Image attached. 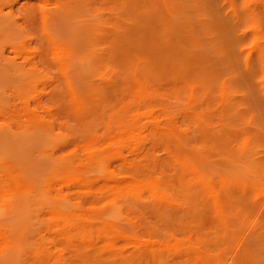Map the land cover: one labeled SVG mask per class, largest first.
I'll return each instance as SVG.
<instances>
[{"label": "rangeland", "instance_id": "rangeland-1", "mask_svg": "<svg viewBox=\"0 0 264 264\" xmlns=\"http://www.w3.org/2000/svg\"><path fill=\"white\" fill-rule=\"evenodd\" d=\"M17 2L26 5L28 1L0 0L5 11ZM228 2L30 0L33 17L16 12L18 24L10 20L12 26L5 23L6 20L0 23V55L15 59L18 64L16 67L5 65L0 56V173L7 177V168L11 172L14 170L9 172L12 175L16 170V174L19 172V176L24 177L23 181H27V185L18 186L19 191L12 184L13 176L8 175L13 180L4 177L5 181L12 182V192L8 190L10 183L7 182L8 186L5 184L6 190H3L4 183L0 184V242L4 238L8 244L0 243L3 245L0 247L1 264H37L36 258L39 259L38 264L42 259L46 264L45 255L47 261H51L47 264H264V185L258 183L260 151L264 149V137L259 131L264 128V100L255 86L257 80H252V74L247 75L238 69L239 61L236 65L237 62L232 61L233 54L228 52L235 49L231 46L232 36L235 38L233 26L236 24L232 19L235 12L243 21H240L242 28L239 25L238 28L243 32L246 30L248 36L243 44L245 50L254 52L255 45L263 41L264 0H234L229 2L233 7ZM229 13L232 15L228 18ZM255 17L262 19V23L259 19L257 21L260 27L255 24ZM181 26L187 33L180 32ZM206 28L210 37H207ZM261 32L263 35L259 34ZM181 36L187 40L185 48L188 49L189 61L187 59L186 62L198 59L195 58L198 49L194 48L206 47L204 52L201 51L209 55L207 69L219 70L215 75L220 77L221 73L225 82L229 80V86L220 87L224 81L220 82L221 77L217 76L219 86L211 79V86L206 84L202 88L203 85L198 84L202 86L198 88L196 70L193 77L192 67L190 69L192 64L182 65ZM197 39H201L203 44ZM60 47H67V55H59L57 49ZM202 52L197 54L202 56ZM206 57H202L203 62ZM21 63L32 78L23 80L27 74L21 71L22 75L17 70ZM80 100L84 106L87 101L89 104V107L85 106L86 111V108L81 111L82 114L79 113ZM27 111H32L30 116L33 119L29 121L31 117ZM126 121L134 122L135 128L140 126L132 128L138 136L135 143H138L117 144L113 141L115 144H110L109 141L107 144L111 135L120 134L117 126L114 128L115 123L118 122L119 129L122 124L127 128L130 123L126 124ZM113 129L116 130L114 133ZM96 140L100 143H95ZM101 143L104 144L99 145ZM127 146H137V149L129 150ZM64 161L66 165L74 162L71 165L77 171L84 168L85 171L79 173L86 174L87 178L97 175L95 184L102 193H93L95 186L92 191L91 188H88L89 192L86 189V194L92 192L95 196L92 193L84 195L82 191L77 193L76 189L70 192L65 184L67 172L63 179L60 172ZM86 162H89V167ZM189 165H194L197 175L207 183L198 182L196 173L192 175L198 180L194 178L193 181L188 171L194 169H187ZM132 166L139 169L136 170L138 174L132 175L135 171ZM108 169L111 170L108 172ZM130 169L134 170L133 173ZM145 171L149 176L144 174ZM139 174H144L142 178H153L156 185L163 177V184L160 183L163 188L159 185L158 189L166 190L169 198L162 194L165 198L160 196L158 199L161 192L157 188L154 189L156 198L152 197L154 192L150 194V191L142 190L139 192L144 198L137 192L138 197L134 193L133 197L123 195L124 201L120 199L121 195L113 199L114 195L110 197L109 192L100 190L102 182L110 176L118 180L141 179V176L137 177ZM48 185L54 188L50 189ZM259 185H263V189ZM14 190L23 192V196ZM220 190L226 195L223 192L219 197ZM62 192L64 197H61L66 201L60 197ZM146 192L151 197L148 195L145 199ZM11 194L16 196L12 198ZM20 195L22 200L18 198ZM223 196L227 198L224 206L221 203L226 201ZM89 197L97 201L93 204ZM130 197L134 198L133 201ZM139 197H142L140 201H134ZM57 200L59 204L53 203ZM75 200L80 201L84 209H90V213L101 217L93 219L83 208L80 210ZM16 201L19 204L23 202L19 205L15 204ZM142 201L143 204L148 202L147 205H141ZM60 204L62 206H58ZM68 206L71 209L67 210ZM222 206L227 209V214ZM87 215L92 219H87L90 218ZM80 221H83V226L85 222V226L94 224L95 229L99 227L101 230L98 228L93 236L91 231L94 228L89 227V234L88 229L82 227L83 235ZM105 225L107 228L103 231ZM66 227L72 237L70 233L67 237ZM114 233H119V237L114 239ZM128 240L136 242L135 246L142 240L143 243L151 240L146 246L149 250L146 252L143 245L135 249ZM90 242L91 247L88 246ZM151 243L155 245L151 246ZM138 249H145L146 253Z\"/></svg>", "mask_w": 264, "mask_h": 264}, {"label": "bare ground", "instance_id": "bare-ground-1", "mask_svg": "<svg viewBox=\"0 0 264 264\" xmlns=\"http://www.w3.org/2000/svg\"><path fill=\"white\" fill-rule=\"evenodd\" d=\"M27 1L29 2L30 0H27ZM226 1H227V0H226ZM232 1L234 2V0H229V2H232ZM28 2H27L26 5H20V3H18V2H17L16 4L13 3L14 5H13V4H11V5H9V4H5V5H9V7L6 6V7H8L7 9L9 10V11L6 10L7 12H6L5 10H3L4 8H3L2 4H0V20H1L0 23H1L3 20H6L5 23H6V22L10 23V22L8 21V20H10V21L13 22V24L16 23V22H17V24H18L20 21L17 20L16 17H18V13H19V12L22 13L23 15H24V14H26L27 16H28V15H31V17H33V15H32V14H33V8H32L33 6H32V7L29 6V3H28ZM229 2H228V3H229ZM229 4H230V3H229ZM229 4H228V5H229ZM230 5H231V7H233V3L230 4ZM2 8H3V9H2ZM233 11H234V10H233ZM233 11L231 10V12H233ZM5 12H6V13H5ZM16 12H18V13H16ZM231 12H230V13H231ZM234 12H235V11H234ZM230 13H229V16H227L228 18L231 17V15H232V14L230 15ZM16 14H17V16H16ZM22 14H21V15H22ZM19 15H20V14H19ZM23 15H22V16H23ZM22 16H21V17H22ZM41 16L43 17L42 13H41ZM21 17H20V18H21ZM23 17H24V16H23ZM23 17H22V18H23ZM240 17H241V16H239V14H238V13L236 14V12H235V13H234V17L232 18L233 21L235 22V23L233 22L234 25H235V24H236V25L233 26V27H234L233 30H234V37H235V38H233V36H232V40H231V43H232V44H231V43H230V44H231V46L234 47L235 49L233 50V48H231V49L229 48L232 52H231V51H228V52H229V55L233 54V55H231V56L234 57V58L232 57V58H233L232 61H234V62L236 61V62H237V63L235 62L236 65L238 64V61H239V64H241V66H240L239 64H238L239 66L237 65V67H239L238 69H240V70H241V69L244 70L243 72L246 73V74L248 73L247 75H249V74L251 75V74H252L251 77L253 76V77H252L253 79H252V78H251V79H252V80H257V81L254 82V83H256L255 86H256V88L259 90V92H260V94H261V97H262V99L264 100V38H263L264 35H263V33H262L263 31H262L261 33H259V34H262V35H263V36L261 35L262 38H263V41H260V42H259V40H258L259 43H258L257 45H255V47H256V48H254L255 50L250 49V50H252V51H254V52H251V51L248 52L247 50H245V48H244V46H243L244 41H246V39H247L246 37H248V36H247V34L245 33L246 30H245V32H243L242 29H241V28H242V25H243V24H242L243 21H241V18H240ZM20 18H19V19H20ZM255 18H257V17H255ZM225 19H226V18H225ZM230 19H231V18H230ZM232 19H231V21H232ZM258 19L260 20V18H257L255 24L257 23ZM263 19H264V18H263ZM18 21H19V22H18ZM236 21H237V22H236ZM240 21H241L242 23H241ZM261 21H262V19L260 20V22H261ZM2 23H3V22H2ZM8 23H7V24H8ZM233 23H232V24H233ZM261 23H262V22H261ZM263 23H264V21H263ZM263 23L261 24L262 26H264ZM240 24H242V25H240ZM259 24H260V23L258 22L257 25L259 26ZM10 25H11V23H10ZM204 25L206 26V24L203 23V26H204ZM238 25H239L241 28H240V27L238 28ZM0 26H1V24H0ZM2 26H4V25H2ZM8 26H9V25H8ZM11 26H12V25H11ZM13 26H14V25H13ZM15 26H16V25H15ZM236 26H237V29H235ZM5 27H6V26H5ZM259 27H260V26H259ZM7 28L9 29V27H7ZM7 28H6V29H7ZM261 28H263V27H261ZM0 29H1V28H0ZM181 29H182V30H181ZM183 29L185 30L184 26H183V27L181 26V28H180V32H181V33H184V32L187 33V32L184 31ZM206 29H207V28H206ZM206 29H204V30H206ZM4 30H5V29H4ZM207 30H208V29H207ZM236 30H237V31H236ZM263 30H264V29H263ZM1 31H2V30H1ZM1 31H0V32H1ZM5 31H6V30H5ZM235 32H236V33H235ZM205 33H206V32H205ZM206 34H207V37H210V36H209V35H210L209 30L207 31ZM235 34H237V35H235ZM196 36H197V35H196ZM197 38H198V37H197ZM245 38H246V39H245ZM193 39H194V38H193ZM201 39H202V38H201ZM201 39H199L200 41H199L198 39H197V40H198L200 43H202V42H201V41H202ZM208 39H209V38H208ZM234 39H235V40H234ZM179 40H180V42H179V47H180V50H181V61H182V65L185 67V63H187L186 61H187V59H188V58H187L188 55H186L187 52H188V49L185 48V42L187 43V40L184 41L185 39L183 38V36H181ZM233 40H234V41H233ZM261 40H262V39H261ZM195 41H196V38H195ZM208 41H209V40H208ZM200 43H199V45H200ZM233 43H234L235 46L233 45ZM202 44H203V43H202ZM202 44H201V47L203 46ZM204 44H205V43H204ZM64 45H65V44H64ZM193 45H194V44H193ZM58 46H60V45H58ZM62 46H63V45H62ZM231 46H229V47H231ZM54 47H55L54 49L57 48L56 46H54ZM194 47H195V45H194ZM194 47H193V48H194ZM203 48L205 49L206 47H203ZM203 48H200V50H199V46H198V48H194V49H196V50L198 49V50H197V53H199V51H200V53H201V52L203 51ZM66 49H67V47H65L64 49H63V47H60L59 49H57V51H59V55L63 56V54L66 52ZM201 49H202V51H201ZM64 50H65V51H64ZM60 51H61L62 53H61ZM203 52H204V51H203ZM203 52H202V53H203ZM233 52H234V53H233ZM60 53H61V54H60ZM197 53H196V54H197ZM200 53H199V54H200ZM56 54H57V52H56ZM196 54H195V58H198V59H193V62H188L187 65H188L189 63L192 64V66H190V69H191V67H192V70H193V71H191V72H192V74H193V77H195V76H194V73H195L194 70H196V75H197V76H196V79H197V82H198L197 85H198V84L203 85V87H202V86H201V87L204 88V86L206 87V84H209V85H210V84H211V81L213 80V82H214V83H217V85L219 86L218 81H217V80H218V79H217V76H218V75H215V71H216V70L212 71V69H211L212 67H208V69H210V71H211V73H210V71L207 69V66H208L207 63H209V61H210L209 58H208L209 55L207 56L208 53H203V54H201L202 56H199L198 54H197V55H196ZM226 54H227V53H226ZM65 55H67V54L65 53ZM185 55H186V57H185ZM205 55H206L207 57H206ZM229 55H227V56H228V59L230 58V62H232V61H231V57H230ZM0 56H1V55H0ZM5 56H6V55H5ZM5 56H4V54H2V56H1V60L4 61L3 63H4L5 65L10 64V65H13V66H15V67L18 65V64H17V61H15V59H11V58L8 59V58H6ZM57 56H58V55H57ZM196 56H198V57H196ZM199 57L201 58V60H199ZM202 57H206L205 59L203 58V59L206 61V63H205V61L203 62ZM194 60H195V61H194ZM208 60H209V61H208ZM188 61H189V59H188ZM207 61H208V62H207ZM241 61H243V62H241ZM195 62H196V63H195ZM240 62H241V63H240ZM23 63H25V62H23ZM203 63H205L204 66H203ZM199 64H200V65H199ZM10 65H9V66H10ZM19 65H20V63H19ZM187 65H186V67H187ZM194 65L196 66V68H195ZM205 65H206V66H205ZM21 66H22L23 68H22ZM21 66H18V67H19L20 69L22 68V70H20V69H17V70H19L20 73H22V72L24 73V72H25V74H27V75H25V79H23V80H26V79H30V78H32V76H31L29 73L26 72V69L24 68V67H25L24 64L21 63ZM188 66H189V65H188ZM197 66H198V68H197ZM15 67H12V68H15ZM193 67H194V69H193ZM240 67H242V68H240ZM23 69H25V71H23ZM184 69H185V68H184ZM14 70H15V69H14ZM188 70H189V67H188ZM242 70H241V71H242ZM15 71H16V70H15ZM21 71H22V72H21ZM27 71H28V70H27ZM189 71H190V70H189ZM193 72H194V73H193ZM218 72H219V70L216 71V74H218ZM16 73H17V71H16ZM23 73H22V75H24ZM213 73H214V74H213ZM17 74H19V72H18ZM211 74H213L214 76H213V75L211 76ZM19 75H20V74H19ZM219 75H220L221 78H223V77L221 76V73H219ZM17 77H18V76H17ZM17 77H16V78H17ZM20 77H22V76H20ZM218 77H219V76H218ZM220 77H219V78H220ZM22 78H24V77H22ZM221 78H220V82H221V81H224V82H223V83H220V84H222V86H220V87H222V88L225 87V88H226L227 85L229 84V83H228L229 80H228L227 82H225V78H223V80H222ZM208 79H209L210 81H209ZM211 79H212V80H211ZM193 80H195V79L193 78ZM21 81H22V80H21ZM204 81H205V82H204ZM206 81H207V82H206ZM24 82H25V81H24ZM213 82H212V83H213ZM230 82H231V80H230ZM214 83H213V84H214ZM200 85H198V88H201ZM209 85H208V86H209ZM210 86H211V85H210ZM210 86H209V87H210ZM228 86H229V85H228ZM216 87H217V86H216ZM82 99H84V98H81V100H82ZM81 100H80L79 102H81ZM86 101H87V100H86ZM82 104H83V105H82ZM81 106H82V108H81ZM85 106L89 107L88 101L86 102V105H85ZM85 106H84V103L81 102L80 109H79V110H80V112H79L80 114H82L81 111L84 110V108H86ZM86 110H87V108L85 109V111H86ZM27 112H29V114L27 113V115H28L29 117H31V118L28 119V118H29L28 116H25V117H27V119H28V121H29V120L33 119L32 116H30V115H32V111H31V113H30V111H27ZM82 112H83V111H82ZM128 122H129V121H126V124H128ZM129 123L132 124V123H134V122L131 123V121H130ZM154 123L156 124V122H154ZM130 124H128V126L131 127V129H127L128 126H127V128H125V125H124V124H122V126L119 125L121 128L123 127V129H121V128L119 129V127H118V122H116L115 125H114V128L117 126V129L119 130L120 134L117 133V135L115 134V136H112V135H111L112 137H115V138H112L111 136L109 137V135H110V133H109L107 136H108L110 139L107 138V137L105 138V139H109V140L107 141V144L109 143V141H110V144H111L113 141H115L117 144H119V143H120V144H125V143H129V141H132V142H134V144H137L138 142L135 143L136 140H134L135 137H136V133H135V130L132 129V128H135L134 126H136V125L134 124V126H133V124H132V125H130ZM153 126H154V124H153ZM137 127H138V126H137ZM137 127H136V128H137ZM139 127H140V126H139ZM139 127H138V128H139ZM136 128H135V129H136ZM115 129H116V128H115ZM263 129H264V128H263ZM263 129H260V130H259L260 133L262 132V135H261L262 137H264V136H263V134H264ZM120 130H121V131H120ZM115 131H116V130H115ZM115 131H114V129H113V133H114ZM109 132H110V131H109ZM139 132H141V130H140ZM111 133H112V131H111ZM137 135H139V134L137 133ZM136 138H138V136H137ZM111 139H112V140H111ZM116 140H117V141H116ZM137 140H138V139H137ZM105 141H106V140H105ZM96 142L100 143L98 140H96L95 143H96ZM115 142L112 143V144H115ZM93 143H94V142H93ZM103 144H104V143H103ZM103 144L101 143V144H99V145H103ZM110 144H109V145H110ZM262 144H263V143H262ZM95 145H96V144H95ZM97 145H98V144H97ZM105 145H106V144H105ZM115 146H117V145H115ZM115 146H114V147H115ZM119 146H120V145H119ZM100 147H101V146H100ZM103 147H104V146H103ZM108 147H109V146H108ZM112 147H113V145H112ZM117 147H118V146H117ZM136 147H137V146H136ZM136 147H135V148H136ZM139 147H140V146H139ZM261 147H262V145H261ZM93 148H94V147H93ZM96 148H97V147H96ZM115 148H116V147H115ZM121 148H122V147H121ZM121 148H120V149H121ZM127 148L130 150V148H133V147H130V148H129V146H127ZM127 148H126V150H127ZM135 148H133V149H135ZM263 148H264V147H263ZM136 149H137V148H136ZM139 149H141V147H140ZM139 149H138V150H139ZM261 149H262V148H261ZM263 150H264V149H263ZM263 150L260 151V154H261V155H260V159H259V163H258V164H259V165H258V167H259V168H258V173H259V174H258V177H259V178H258V181H259L258 183H259V184L261 183V184L264 185V154H262V153H264ZM121 151H122V149L120 150V152H121ZM131 151H132V153H136L135 150H131ZM131 151H130V152H131ZM133 151H134V152H133ZM98 152H99V151H98ZM116 152H117V151H116ZM118 152H119V151H118ZM126 152H127V151H126ZM130 152H129V153H130ZM137 152H138V151H137ZM109 153H111V151H110ZM123 153H124V152H123ZM98 154H99V153H98ZM98 154H97V155H98ZM115 154H116V153H115ZM85 155H86V154H85ZM107 155H108V154H107ZM126 155H127V154H126ZM74 156H75V155H74ZM74 156H73V157H74ZM81 156H83V155H81ZM102 156H104V155H102ZM105 156H106V154H105ZM133 156H134V155H133ZM135 156H137V154H136ZM141 156H142V155H141ZM261 156H262V157H261ZM71 157H72V156H71ZM89 157H90V156H89ZM100 157H101V156H99V158H100ZM114 157H115V156H114ZM126 157H127V156H126ZM137 157H138V156H137ZM83 158H84V157H83ZM92 158H93V155H92ZM92 158H91V159H92ZM97 158H98V157H97ZM120 158H121V157H120ZM130 158H131V157H130ZM88 159H89V158H88ZM113 159H114V158H113ZM131 159H132L133 161L136 160V158H135V159L131 158ZM67 160H68V159H66V162H68ZM72 160H73V159H72ZM95 160H96V159H95ZM101 160H102V159H101ZM101 160H99V161H101ZM108 160H110V159H108ZM73 161H74V160H73ZM91 161H93V160H91ZM102 161L104 162V159H103ZM105 161H106V160H105ZM118 161H119V160H118ZM121 161H123V160H121ZM128 161H129V160H128ZM138 161H139V160H138ZM66 162L64 161V163H63V167H64V168H63V167H60V168H63L62 171H60V172L62 173V174H61L62 179L64 178V173L67 172V174L65 175V178H66V183H65V184L67 185V187H68L67 189H68L69 191L72 189L73 192H74V191H75L74 189H76V190L78 191L77 193H81V192H79V191H82L83 194H84V195H87V196H90L92 192H93V193H96V194H97L98 192H99V194L102 193L101 191H99L98 185L96 186V184H95V183H96V182H95V181H96L95 179L98 178L97 175H96V177H94L95 175L93 174V175H91V176H93V177H91V178H87L88 176L86 177V176H85L86 174H85V175H82V174L79 173V172H83V171H85L84 168L82 169L83 171H80V170L77 171V170H75L76 168H73V166L71 165V164H73L74 162H73V163L70 162L71 164L67 163V165L69 164V165L71 166V169H72V170H70V167H69V165H68V166L66 165ZM83 162H84V161H83ZM106 162H107V161H106ZM124 162H125V161H124ZM124 162H121V165L124 166ZM139 162H140V161H139ZM88 163H89V162H88ZM88 163L86 162V164H88ZM99 163H100V162H99ZM112 163H113V162H112ZM130 163H131V161H130ZM136 163H137V162H136ZM136 163H135V164H136ZM61 164H62V163H61ZM86 164L83 163V166H85V168H88V167L90 166V164H88V167H87ZM105 164H106V163H105ZM108 164H109V162H108ZM115 164H116V163H115ZM132 164H133V163H132ZM132 164H131V165H132ZM9 165H10V164H9ZM65 165H66L67 167H65ZM101 165H103V164L101 163ZM7 166H8V165H6V167H7ZM60 166H62V165H60ZM83 166L81 165L80 167H83ZM93 166H94V165H93ZM95 166H96V165H95ZM123 166H122V167H123ZM125 166H126V164H125ZM189 166H190L191 168H190V167H187V169H189V170H190V169H191V170L194 169V170H192L193 172H192V171H191V172L188 171V174L191 173L190 177H191V176L193 177V178H191V179H193V181H194V178H195V177L192 175V173H194V175H195V173H196V176H197L198 179H199V180H198L197 178H195L196 181L198 180V182L203 183V184H204V183H207V182H203L204 179L201 177V175H199V174L197 175L198 172H197V169H196V167H195L194 165H193V167H192V165H189ZM8 167H9V166H8ZM11 167H12V166H11ZM98 167H99V166H98ZM119 167H121V166H119ZM137 167H138V163H137V166L135 165V168H137ZM140 167H141V164H140ZM65 168H66V169H65ZM104 168L106 169V167H104ZM127 168H128V167H127ZM132 168L135 170L134 166H132ZM7 169H8V170H7L8 172H7V171H5V172H7V174L9 175V174H10L9 172H11V170L9 171V168H7ZM12 169H15V168H12ZM73 169H74V170H73ZM105 169H104V170H105ZM133 169H130V171H132ZM140 169H142V167H141ZM195 169H196V170H195ZM17 170H18V169H17ZM56 170H57V169H56ZM60 170H61V169H60ZM86 170H87V169H86ZM88 170H90V169H88ZM99 170H100L99 172H101V170H103L101 166H100ZM109 170H111V169H108L107 171L109 172ZM134 170H133V171H134ZM136 170H137V169H136ZM136 170L134 171L135 174H134L133 171H132V173H133L132 175H136V173L138 174V172H136ZM138 170H139V169H138ZM138 170H137V171H138ZM13 171H14V170H12V172H13ZM58 171H59V168H58ZM58 171H57V172H58ZM63 171H64V172H63ZM75 171H76V172H75ZM107 171H106V172H107ZM143 171H144V170H143ZM143 171H142V172H143ZM146 171H148V170H146ZM146 171L144 172V174L146 173ZM186 171H187V170H186ZM12 172H11V173H12ZM60 172H59V173H60ZM68 172H69V173H68ZM70 172H71V173H70ZM73 172H74V173H73ZM77 172H78V173H77ZM99 172H98V175H99ZM103 172H104L103 174H105V171H103ZM139 172H140V171H139ZM142 172H141V173H142ZM148 172H149V171H148ZM148 172H147L145 175H147ZM1 173H2V172H1ZM1 173H0V174H1ZM17 173H18V174H16V170H15V174H13V175L10 174L11 176H13V177L15 178L14 180L11 178V176L9 177V176L7 175V177H6L5 174H4L5 176H3V175H2L3 173L1 174L0 179L3 178L2 180H4L5 178H11V179L13 180V183H12V182H11V183L14 184L13 186L17 187L18 190H19V187H18V186L22 187V185H23V186L27 185V184H26L27 181L24 180V181H25V184H24V181H23V178H24V177H23V176H19V175H20L19 172H17ZM54 173H56V171H55ZM84 173H85V172H84ZM115 173H117V172H115ZM56 174H57V173H56ZM117 174H118V173H117ZM121 174H122V172H121ZM128 174H129V173H128ZM128 174H127V175H128ZM144 174H143V176H144ZM149 174H151V173L149 172ZM149 174H148V176H149ZM14 175H15V176H14ZM21 175H22V174H21ZM53 175H54V174H53ZM87 175H88V173H87ZM89 175H90V174H89ZM100 175H102V174L100 173ZM152 175H153V174H152ZM56 176H57V175H56ZM103 176H104V175H103ZM118 176H119V175H118ZM128 176H130V175H128ZM139 176H141V175H140V174L137 175V177H139ZM143 176H141V179H140V177L137 178V179H135V178L133 177V179L130 178L129 180H128V179L125 180V179H126L125 177H124L125 179L123 178L124 180H121V178H119L120 180H118V179H116V178L110 176L107 180H104V181L102 180V181H103V182H102V185H103V186L100 185L99 183H98V184L101 186L100 190H104L103 193H105L106 191H107L106 193L109 192L108 194L110 195V197H111V194H112V196L114 195L113 197H111V198H113V199L120 198V195H121L122 198H120V199H121V200L123 199V201H124V198H123L124 196H123V195H127V194H129V195L132 196V194L134 193L135 197H138V196H137V192H138V195L141 196L143 193H140L139 191H142V190H146V191L148 190V192L150 191V194L154 192L153 194H155V195H154V196L152 195V197L156 198L155 196H157V195H156V194H157V193H156L157 191L154 190L155 188H157V190H159L158 192H161L160 194L158 193L157 198L160 197V196H162V194H166L167 198H169V197H168V196H169V195H168L169 193H165L166 190H164L165 192H163V190L160 191V189H158V186H159L160 183L163 181V177H162V176L159 175V177H162V178H161V181H160V179H159V177H158V180H159L160 182H159V184H157V185L155 184L153 178H150L151 180H153V182H152L151 180H149V177H146V176H145L144 178H142ZM1 177H2V178H1ZM4 177H5V178H4ZM18 177H19V178H20V177H21V178L23 177V178H22V179L20 178L21 180L19 181V178H18ZM51 177H52V176H51ZM59 177H60V175H59ZM106 177H107V176H106ZM130 177H131V176H130ZM151 177H152V176H151ZM200 177H201L202 179H201ZM94 178H95V179H94ZM104 178H105V177H104ZM147 178H148V179H147ZM52 179H53V177H52ZM2 180H0V184H3V183H4V185H2L3 188H4L3 190H6L7 188L5 189V184L8 186V185H9L8 183H10V182H8L7 179H6L7 181H5V180L2 181ZM59 180H60V178H59ZM67 180H68V181H67ZM164 180H165V179H164ZM1 181H2V182H1ZM9 181H10V179H9ZM21 181H22V182H21ZM51 181H52V180H51ZM55 181H57V180H55ZM60 181L63 182V180H60ZM69 181H70V182H69ZM201 181H202V182H201ZM204 181H205V180H204ZM7 182H8V183H7ZM61 182H60V183H61ZM164 182H165V181H164ZM11 183H10V184H11ZM54 183H55V182H54ZM57 183H58V182H57ZM67 183H68V184H67ZM69 183H70V184H69ZM189 183H190V182H189ZM256 183H257V181H256ZM258 183H257V184H258ZM12 184L9 185V187L12 186ZM50 184H52V183L50 182ZM162 184H163V182H162ZM53 185H54V184H53ZM263 185H262V186L259 185V186L262 188ZM48 186L50 187V189H53V188H54V187L51 188L50 185H48ZM58 186H59V185H58ZM94 186H95V188H94ZM166 186H167V185H166ZM209 186H210V185H209ZM209 186L206 187L207 194H209V191H208V189H209L208 187H209ZM255 186H256V185H255ZM92 187L94 188L93 191H92ZM200 187H201V186H200ZM11 188H12V187H10V189L8 188V190H11ZM13 188H14V187H13ZM13 188H12V190H13ZM63 188H66V187H63ZM88 188H89V189L91 188L90 191H92V192H91L90 194H88V193L86 194V189H88ZM97 188H98V189H97ZM159 188L162 189L163 186L160 185ZM204 188H205V186H204ZM204 188H202V189L204 190ZM207 188H208V189H207ZM255 188H256V187H255ZM263 188H264V187H263ZM263 188H262V189H263ZM27 189H31V188H27ZM48 189H49V188H48ZM89 189L87 190L88 192H89ZM95 189H96V190H95ZM0 190H1V188H0ZM12 190H11L10 192H12ZM54 190H55V189H54ZM151 190H153V191H151ZM263 190H264V189H263ZM15 191H16V190H14V193H16V194H19V193H20V192L17 193L18 191H16V192H15ZM19 191H20V190H19ZM21 191H22V190H21ZM23 191L27 192L28 190H23ZM51 191H52V190H51ZM60 191H61V189H60V190L58 189V192H60ZM84 191H85V192H84ZM94 191H96V192H94ZM220 191H221V190H220ZM3 192H4V191H3ZM8 192H9V191H8ZM8 192H5V193H8ZM70 192H71V191H70ZM70 192H69L68 195H70ZM135 192H136V193H135ZM167 192H168V191H167ZM211 192H212V191H211ZM214 192H215V191H213V193H214ZM217 192H218V191H217ZM223 192H224V191L218 192V193H220V194H219V197H220V195H222L221 193H223ZM257 192H258V191H257ZM262 192L264 193V191H262ZM0 193H2V192L0 191ZM22 193H23V192H22ZM22 193H20V194L23 196L24 193H23V194H22ZM65 193H66V192H65ZM65 193H64V194H65ZM93 193H92V194H93ZM215 193H216V192H215ZM9 194H10V193H9ZM60 194H61V193H60ZM71 194H72V193H71ZM140 194H141V195H140ZM146 194H147V195H145V199H146L147 196L149 195L147 192H146ZM210 194H212V193H210ZM260 194H261V192H260ZM0 195H1V194H0ZM3 195H5V194H3ZM21 195H20V197H18L19 199L22 197ZM62 195H63V192H62V194L60 195V197H61ZM80 195H81V194H80ZM134 195H133V196H134ZM223 195H226V193L224 192ZM12 196H13V197H12ZM14 196H16V195H14V194L12 195V194H11V197H12V198H14ZM93 196H95V195L93 194ZM115 196H116V198H115ZM133 196H132V197H133ZM142 196H143V195H142ZM149 196H150V195H149ZM149 196H148V197H149ZM214 196H215V195H214ZM214 196H213V197H214ZM263 196H264V194H263ZM0 197H1V196H0ZM5 197H6V196H3L2 198L4 199ZM11 197L9 196V198H11ZM58 197H59V196H58ZM62 197H64V195H63ZM62 197H61V198H62ZM132 197H130V198H132ZM150 197H151V196H150ZM162 197H164V196H162ZM210 197H211V196H210ZM223 197H224V199H223L222 197H221V199H223V200H226V199H227L226 196H223ZM2 198H1V199H2ZM12 198H11V199H12ZM89 198H90V199H89ZM89 198H88V199H89L90 201H92L93 204H94V201H95V200L97 201V199H95V198H94V201L91 199L92 197H89ZM126 198H127V197H126ZM128 198H129V197H128ZM141 198H142V197L135 198L134 201H136V199H137V201H138V199H139V201H140ZM143 198H144V196H143ZM164 198H165V197H164ZM19 199H17V200H19ZM59 199H60V198H59ZM59 199H58V200H59ZM62 199H63V198H62ZM64 199H65V198H64ZM64 199H63V200H64ZM66 199H67V195H66ZM133 199H134V198H132V201H133ZM148 199H151V200H152V198H148ZM158 199H159V198H158ZM162 199H163V198H162ZM211 199H213V198H211ZM4 200H6V199H4ZM9 200H10V199H9ZM13 200H14V199H13ZM13 200H12V201H13ZM15 200H16V199H15ZM20 200H22V199H20ZM53 200H54V199H53ZM58 200H57V201H58ZM68 200H69V197H68ZM71 200H72V199H71ZM71 200H69V201L73 203V201H71ZM78 200H80V199H78ZM78 200H77V201L75 200V201L77 202L76 205H77V204L80 205V204H79L80 201H78ZM117 200H119V199H117ZM151 200H150V201H151ZM160 200H161V199H160ZM1 201H3V200H1ZM64 201H66V200H64ZM127 201H128V200H127ZM127 201L125 200L126 203H127ZM130 201H131V200H130ZM143 201H144V199H143ZM143 201H142V204H141V205H147L148 202H146V201H149V200H146V201H145L146 203H144V204H143ZM153 201H156V200L153 199ZM153 201H152V202H153ZM164 201H165V200H164ZM215 201H216V200H215ZM215 201H214V202H215ZM4 202H6V201H4ZM10 202H11V200H10ZM22 202H23V201H21V203H22ZM157 202H158V201H156V203H157ZM218 202H219V201H218ZM225 202H227V200L224 201V202H221V203L223 204V203H225ZM16 203H17V201L15 202V204H16ZM21 203L19 204V202H18L17 204L21 205ZM53 203H55V204L58 203V204H59V201H58V202H56V201L54 202V201H53ZM66 203H68V201H67ZM90 203H91V202H90ZM137 203H139V202H137ZM154 203H155V202H154ZM219 203H220V202H219ZM11 204H12V203H10L9 205H11ZM51 204H52V203H51ZM74 204H75V203H74ZM82 204H83V203H82ZM222 204H221V205H222ZM19 205H18V206H19ZM64 205H65V204H64ZM67 205H69V204H67ZM225 205H226V204H225ZM58 206H62V205L60 204V205H58ZM215 206H217V203H216ZM223 206H224V204H223ZM223 206H222V210H223V212H224L225 214H227V213H226L227 209L223 208ZM226 206H227V205H226ZM56 207H57V206H56ZM64 207L66 208V206H64ZM70 207H71V205H70ZM80 207H81V205L79 206V208H80ZM217 207H218V206H217ZM53 208H55V207L53 206ZM61 208H62V207H61ZM71 208H72V207H71ZM71 208H69V206H68V209H67V210H69V209H71ZM76 208H77L76 210H79V209H78V206H76ZM82 208L84 209V207H81L80 210H82ZM17 209H18V208H17ZM55 209H56V208H55ZM224 209H225V210H224ZM56 210H57V209H56ZM59 210L61 211L62 209L59 208ZM67 210H66V212H64V211H63V212H64V213H67ZM72 210H73V209H72ZM74 210H75V209H74ZM84 210H85L86 212H88V214L90 213V212H89L90 209H89V210L84 209ZM60 211H59V212H60ZM91 211H93V209H91ZM217 211H219V210H217ZM57 212H58V211H57ZM68 212H69V211H68ZM76 212H77V211H76ZM81 212H82V211H81ZM71 213H72V211H71ZM71 213H70V214H71ZM220 213H221V212H220ZM220 213H219V214H220ZM60 214H62V213H60ZM74 214H75V213H74ZM79 214H80V213H79ZM90 214L92 215L93 219L95 218V220H96V218L98 219L99 217H101L99 214H98V215H99V216H98L97 213H96V215H94L92 212H91ZM221 214H222V213H221ZM221 214H220V215H221ZM225 214H223V215H225ZM63 215H64V214H63ZM85 215H86V214H85ZM91 215H90V216H91ZM53 216H54V219H55V217H56L55 212H54V215H53ZM64 216L67 217L66 215H64ZM70 216H71V215H70ZM87 216H88V215H87ZM87 216H86V217H87ZM90 216H88V217H90ZM94 216H95V217H94ZM68 217H69V215H68ZM71 217H72V216H71ZM74 217H75V216H74ZM57 218H59V217L57 216ZM57 218H56V219H57ZM61 218H62V217H61ZM63 218H64V217H63ZM63 218H62V219H63ZM84 218H85V217H84ZM70 219L72 220V218H70ZM87 219H92V218L90 217V218H87ZM59 220H60V219H59ZM75 220H78V221H79V218H77V219L75 218ZM72 221H73V220H72ZM86 221H88V220H86ZM91 221H93V220H91ZM60 222H61V221H60ZM66 222H67V221H66ZM93 222H94V221H93ZM96 222H97V221H96ZM61 223L65 224L64 222H61ZM68 223H69V222H68ZM72 223H73V222H72ZM81 223H82V224H81ZM99 223H100V222H99ZM101 223H102V222H101ZM70 224H71V223H70ZM75 224H76V223H75ZM75 224H74V227H75ZM77 224H78V223H77ZM77 224H76V225H77ZM79 224L81 225V226H79V227H80V232H82V234L85 235V232L81 231V228H82V227H83L84 229L87 228L88 230H87V229H86V230L89 232V231H90L89 229H90L91 227L94 228L93 226H94L95 222H94L93 225L90 224L91 226L89 225V223H88V225L85 226V224H87V223H85V222H84V226H83V221H82V222L80 221ZM112 225H113V224H112ZM95 226H99V224H98V225H95ZM102 226H103V225H102ZM105 226H106V225H105ZM63 227H65V226L63 225ZM89 227H90V228H89ZM116 227L118 228V226H116ZM77 228H78V226H77ZM83 228H82V229H83ZM98 228H99V227H98ZM98 228H97V229H98ZM106 228H107V226L104 227L103 231H106ZM64 229L66 230V232H67V237H68V233L71 234V231H69V228H67V227L64 228ZM72 229H73V228H72ZM84 229H83V230H84ZM97 229H95V228H94V230L92 229L91 232H92V233L94 232V234L91 233V235L94 236L95 233H97V232H96ZM70 230H71V229H70ZM75 230H76V233H78L79 228H78V231H77V229H75ZM100 230H101V229L99 228V231H100ZM110 230H111V229H110ZM121 230H122V229H121ZM72 231H73V230H72ZM99 231H98V232H99ZM107 231H108V230H107ZM0 232H1V231H0ZM117 232H118V231H117ZM112 233H113V232H112ZM3 234H4V233H3ZM70 234H69V235H70ZM78 234H79V233H78ZM86 234H87V233H86ZM89 234H90V232H89ZM89 234H87V235L89 236ZM114 234H115V236H113V238H114V237H117V236L119 237V233H114ZM127 234H129V233H127ZM5 235H7V234H4V236H5ZM79 235H80V237H81V233H80ZM83 235H82V236H83ZM87 235H86V236H87ZM91 235H90V236H91ZM97 235H98V234H97ZM99 235L101 236V234H99ZM99 235H98V236H99ZM70 236L72 237V234H71ZM75 236H77V238L79 237L77 234H75ZM93 236H92V237H93ZM109 236H110V235H109ZM80 237H79V238H80ZM92 237H91V238H92ZM137 237H139V236H137ZM8 238H9V236L7 237V239H8ZM95 238H96V237H95ZM98 238L100 239V237H98ZM102 238H103V237H102ZM113 238H112V239H113ZM122 238H123V236H122ZM122 238H121V240H122ZM130 238H131V237H130ZM140 238L142 239V236H140ZM108 239H109V238H108ZM114 239H115V238H114ZM118 239H119V238H118ZM132 239H135V238H132ZM132 239H131V240H132ZM136 239L138 240L139 238H136ZM3 240H4L5 242H4ZM105 240H106V239H105ZM116 240H117V238H116ZM116 240H115V241H116ZM125 240H126V238H125ZM0 241H1V239H0ZM2 241H3V242H0V243H2L3 245H4V243H5L6 246L8 245L7 242H6L7 240H5V239L3 238ZM8 241L11 242V240H8ZM79 241H80V240H79ZM91 241H92V240H91ZM109 241H110V240H109ZM109 241L107 240V242H109ZM111 241H112V240H111ZM113 241H114V240H113ZM128 241H129V240H128ZM150 241H151V240H149V241L147 242V241L145 240L144 242H146V243H143V240H142V242L140 241V243H137L136 245H137V246H138V245H143V246H145V249H146V246H147V245H150ZM87 242H88V241H87ZM95 242H96V241H95ZM129 242H130V241H129ZM129 242H128V243H129ZM137 242H138V241H137ZM98 243H99V242H98ZM104 243H105V241H104ZM123 243H124V242H123ZM128 243H126L125 245H129L130 243H133L134 245L132 244V247H135V249L137 248V246H135V243H136V242L133 241V242H130L129 244H128ZM148 243H149V244H148ZM79 244H80V243H79ZM82 244H85V243H82ZM90 244H91V242L88 243V246H89V247H91V245H92V244H91V245H90ZM94 244H95V243H94ZM94 244H93V245H94ZM118 244H119V243H118ZM0 245H1V244H0ZM3 245H1L0 247L2 248ZM121 245H122V243H121ZM130 245H131V244H130ZM154 245H155V244L151 243V246H154ZM151 246H150V247L148 246V247L151 249ZM4 247H5V246H4ZM108 247H109V246H108ZM110 247H112V246L110 245ZM110 247H109V248H110ZM113 247H114V246H113ZM104 248H105V247H104ZM106 248H107V247H106ZM109 248H108V250H109ZM145 249H142V250H141V251H143L142 253L145 252V251H144ZM38 250H40V249H38ZM42 250H43V249H42ZM110 250H111V248H110ZM118 250H119V249H118ZM138 250H139V249H138ZM147 250H149V249H146V252H147ZM45 251H46V249H45ZM50 251H51V249H50ZM134 251H135V250H134ZM139 251H140V250H139ZM141 251H140V252H141ZM151 251H152V250H151ZM36 252L40 253L39 251H35V253H36ZM46 252H47V251H46ZM46 252H45V253H46ZM114 252H115V251H114ZM114 252H112V255L114 254ZM116 252H117V250H116ZM146 252H145V253H146ZM35 253L33 252V257H34V254H35ZM45 253H44V254H45ZM118 253H119V252H118ZM137 253H138V252H137ZM142 253H141V255H143ZM145 253H144V254H145ZM44 254H43V256H44ZM79 254L81 255V253H79ZM110 254H111V253H110ZM119 254H120V253H119ZM27 255H28V254H27ZM80 255H79V256H80ZM49 256H50V255H49ZM39 257H40V256H39ZM45 257L47 258V259L45 260L46 264H47V262L50 263L51 261H47V260H48L47 255H45L43 258H45ZM35 258H36V257H35ZM35 258H34V259H35ZM49 259H52V257L49 258ZM38 260H39V259L36 258L37 264H38ZM43 260H44V259H42V261H41L40 264H44V263H43V262H44ZM0 264H1V262H0Z\"/></svg>", "mask_w": 264, "mask_h": 264}]
</instances>
